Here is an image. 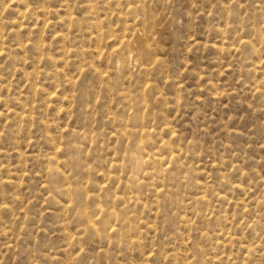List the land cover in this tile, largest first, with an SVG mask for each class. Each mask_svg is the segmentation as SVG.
I'll return each mask as SVG.
<instances>
[{"label": "rangeland", "instance_id": "374dc122", "mask_svg": "<svg viewBox=\"0 0 264 264\" xmlns=\"http://www.w3.org/2000/svg\"><path fill=\"white\" fill-rule=\"evenodd\" d=\"M0 264H264V0H0Z\"/></svg>", "mask_w": 264, "mask_h": 264}]
</instances>
